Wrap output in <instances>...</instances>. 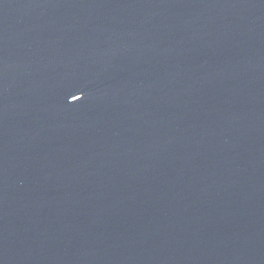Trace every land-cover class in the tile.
<instances>
[{"label": "water", "instance_id": "1", "mask_svg": "<svg viewBox=\"0 0 264 264\" xmlns=\"http://www.w3.org/2000/svg\"><path fill=\"white\" fill-rule=\"evenodd\" d=\"M0 264H264V0H0Z\"/></svg>", "mask_w": 264, "mask_h": 264}]
</instances>
